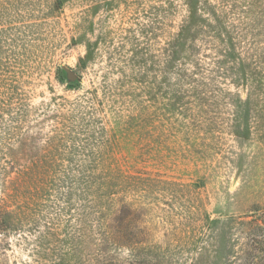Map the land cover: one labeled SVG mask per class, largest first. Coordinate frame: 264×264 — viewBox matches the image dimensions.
<instances>
[{"label": "rangeland", "instance_id": "374dc122", "mask_svg": "<svg viewBox=\"0 0 264 264\" xmlns=\"http://www.w3.org/2000/svg\"><path fill=\"white\" fill-rule=\"evenodd\" d=\"M0 220V264H264V0H0Z\"/></svg>", "mask_w": 264, "mask_h": 264}, {"label": "trees", "instance_id": "16d2710c", "mask_svg": "<svg viewBox=\"0 0 264 264\" xmlns=\"http://www.w3.org/2000/svg\"><path fill=\"white\" fill-rule=\"evenodd\" d=\"M48 169V168H47ZM94 171H96V170H94ZM77 173H79V174H82L83 176H84V178L87 180L88 178V180H90V183H92V185H93V183H94V177H92V171L91 170H86V171H82V172H77ZM98 175V174H97ZM89 176V177H88ZM108 178H109V180H112V179H114V177H109V175L107 176ZM98 179L99 178H95V180L97 181V183H98ZM104 180V179H103ZM108 180V181H109ZM108 181H106L105 180V183H107ZM103 197V194L101 195V198ZM4 221L3 220H0V225H6V224H4L3 223ZM239 225L240 226H246V222H241V223H239ZM119 229H121V228H117L116 229V233H119L120 231H119ZM112 240H113V243L116 241H118V239H117V237L115 236L114 238H112V237H110ZM118 243V242H117ZM116 243V244H117ZM245 256H246V254H245Z\"/></svg>", "mask_w": 264, "mask_h": 264}]
</instances>
